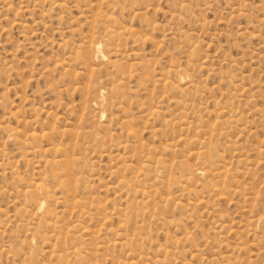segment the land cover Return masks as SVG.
<instances>
[{"label": "rangeland", "instance_id": "1", "mask_svg": "<svg viewBox=\"0 0 264 264\" xmlns=\"http://www.w3.org/2000/svg\"><path fill=\"white\" fill-rule=\"evenodd\" d=\"M104 2L0 0V264H264V0Z\"/></svg>", "mask_w": 264, "mask_h": 264}, {"label": "bare ground", "instance_id": "2", "mask_svg": "<svg viewBox=\"0 0 264 264\" xmlns=\"http://www.w3.org/2000/svg\"><path fill=\"white\" fill-rule=\"evenodd\" d=\"M113 1L114 0H105V2H104V4L105 5H108V7H110V4L111 5H113ZM188 7V6H187ZM108 10H111L110 8L108 9ZM181 10H183V11H185V10H187L186 9V6L185 5H179V11H181ZM112 11V10H111ZM110 12V11H109ZM112 13V12H111ZM106 17V20L108 21V22H112L113 21V18H112V16H105ZM113 31L112 30H110V29H106V35L107 36H110L111 35V33H112ZM129 34H132L131 32H129ZM111 38V37H110ZM98 44H99V42H98ZM95 54H96V56H99L98 58H100L101 59V61L104 59V55H103V53L104 54H106V53H108V52H110V51H108V50H104V51H102L101 50V47L100 46H98V45H96L95 47H94V51H93ZM114 52L115 53H117V52H119V50H114ZM95 58V57H94ZM184 77V76H183ZM184 78H186V77H184ZM183 78V79H184ZM158 82H160L162 85H163V87H165V88H169V89H173L174 87H172V85H169L168 84V82H166V81H163V80H159ZM174 86V85H173ZM177 88V87H176ZM101 100V99H100ZM101 102V101H100ZM100 104V103H99ZM155 114H157V113H155ZM181 119H183V116H180V117H178V120L180 121ZM7 132H8V135H7V137L8 138H13L14 140H15V131L14 130H12V129H9V130H7ZM30 134V133H29ZM35 139V136L34 135H31L30 136V140H34ZM59 150V149H58ZM62 151V150H61ZM1 152V151H0ZM115 158H117L118 160H121V158H120V156H115ZM64 160L63 159H60V160H58V161H56V162H51V161H48L47 159H43V160H40L39 161V163H41L42 165H43V167H48V169L50 170V172H51V174L53 175V178L57 181V183H58V186L60 187V188H65V185H64V183L63 182H60L59 181V179H58V177L56 176V172H57V170H58V167L60 168V167H62L63 165H64ZM155 165L156 166H159L161 169H165V167H164V164H163V162L161 161V160H159V159H157L156 161H155ZM148 168V170H149V167H147ZM154 169V168H153ZM12 170V169H11ZM201 171V170H200ZM14 173V172H13ZM204 174V173H203ZM201 175V174H200ZM218 176V175H217ZM18 179V178H17ZM120 183H121V187L122 188H125V189H127V191L129 190V191H133L134 189H132V187H131V185L130 184H128L127 182H124V180H122V181H120ZM135 191V190H134ZM34 192L35 193H38V194H40V198H39V200H37V201H32V202H29L28 201V205L29 204H33V205H35L36 206V208L37 209H41L42 207H44V206H47V204L49 203V199H50V197H48L47 196V194H48V191L46 190V188H45V186L44 185H42V184H38V185H36L35 186V189H34ZM64 193V192H63ZM128 194V193H127ZM141 194V193H140ZM27 197H29V195L27 196ZM66 197H67V195H66ZM27 199V198H26ZM25 204L27 203V201L26 202H24ZM23 206V205H22ZM24 207V206H23ZM22 209V208H21ZM21 209H19V211L21 210ZM43 209H45V208H43ZM24 211L26 210V207H24V209H23ZM46 212V211H45ZM38 213V212H37ZM41 213V212H40ZM39 213V214H40ZM38 215V214H37ZM48 224H47V222H42V223H40L39 224V226H41L42 228H45L46 226H47ZM52 227V226H51ZM52 228H54V227H52ZM26 229V228H25ZM28 230V229H27ZM30 231V230H29ZM31 233V232H30ZM29 234V233H28ZM30 236H38L37 235V233H33L32 235L30 234ZM32 239H33V237H31ZM61 256V255H60ZM76 257H77V255H76ZM65 263V262H64Z\"/></svg>", "mask_w": 264, "mask_h": 264}]
</instances>
